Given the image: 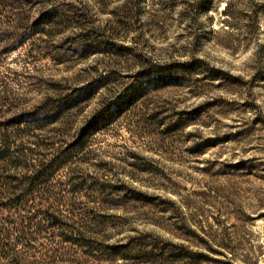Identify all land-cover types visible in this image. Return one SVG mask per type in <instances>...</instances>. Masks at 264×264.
Here are the masks:
<instances>
[{
  "label": "rangeland",
  "instance_id": "1",
  "mask_svg": "<svg viewBox=\"0 0 264 264\" xmlns=\"http://www.w3.org/2000/svg\"><path fill=\"white\" fill-rule=\"evenodd\" d=\"M3 1L0 264H264V0Z\"/></svg>",
  "mask_w": 264,
  "mask_h": 264
},
{
  "label": "trees",
  "instance_id": "2",
  "mask_svg": "<svg viewBox=\"0 0 264 264\" xmlns=\"http://www.w3.org/2000/svg\"><path fill=\"white\" fill-rule=\"evenodd\" d=\"M2 4H7L3 0H0ZM1 6V5H0ZM3 140V139H2ZM7 141L3 140L0 142V185H8L11 188H19L21 185L28 184L29 186L35 187L37 184H42L48 182L56 171V167L58 165L57 158L52 157L50 160L41 161L40 163L31 164V170L22 176L14 175L9 173V168L15 169L16 166L13 164H19L20 161L14 160L15 158L18 160L19 156H15L14 153H17V150L12 151L10 146L6 143ZM6 163L4 164L3 162ZM61 162V161H60ZM57 163V164H56ZM11 164V165H9ZM35 190H30V193H34ZM29 191L27 189L18 190L17 192H13L12 196L5 197L6 200H0V206L3 208L7 207H16L17 205L20 207V203L24 201L25 195H28ZM0 198H4L2 192H0ZM23 203V202H22Z\"/></svg>",
  "mask_w": 264,
  "mask_h": 264
}]
</instances>
